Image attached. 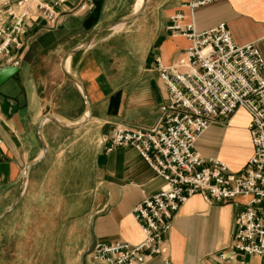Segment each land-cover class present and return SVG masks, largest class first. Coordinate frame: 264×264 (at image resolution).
<instances>
[{"label": "crops", "instance_id": "0c3cea01", "mask_svg": "<svg viewBox=\"0 0 264 264\" xmlns=\"http://www.w3.org/2000/svg\"><path fill=\"white\" fill-rule=\"evenodd\" d=\"M94 2L98 6L104 0ZM186 2L163 1L156 25L142 30L137 47L124 41L125 52L137 56L130 73L117 70L119 64L110 56L112 40L104 35L114 29L67 61V71L83 85L91 117L74 130H62L50 121L42 124L46 155L28 171L16 207L0 219L3 222L21 210L27 222H40L45 233L51 234L47 236L53 238L49 239L54 241L49 257L54 264H96L91 253L97 243L136 245L143 239L131 210L144 198L157 194L164 183L133 149L118 147L107 152V139L114 128L155 124L166 91L153 69L154 59L159 58L164 66L175 65L191 46L189 40L168 30L171 18L180 15L177 23L192 25L196 32L223 24L235 44H254L264 60V0H217L195 10ZM148 3L145 0L141 14L126 25L143 16ZM74 4L61 6L58 25L79 14L72 11ZM43 26L41 21L29 22L28 37ZM82 44L66 49L53 66L56 83L40 78L41 58L24 60L32 47L27 45L21 52L13 88L0 90V214L14 202L26 165L42 154L37 127L44 116L51 115L68 126L84 116L82 95L60 68L65 55ZM248 122V115L238 111L229 122L210 125L195 142L194 151L204 161H221L238 173L253 152ZM79 147L86 154L77 153ZM245 200L208 205L200 194L189 198L174 215L166 236L168 264H232L220 256H226L232 246L235 218ZM246 261L264 264L255 257ZM144 264L164 262L153 257Z\"/></svg>", "mask_w": 264, "mask_h": 264}, {"label": "built area", "instance_id": "2783aa9c", "mask_svg": "<svg viewBox=\"0 0 264 264\" xmlns=\"http://www.w3.org/2000/svg\"><path fill=\"white\" fill-rule=\"evenodd\" d=\"M217 0H187L190 10ZM75 2L72 11L87 12L93 0H6L0 4V69L19 67L28 45V23L56 24L59 9ZM180 15L171 18L168 30L191 42L185 58L164 66L155 58L153 69L166 97L152 127L114 128L107 152L133 149L160 178L164 186L131 210L142 241L99 242L91 253L96 264H144L161 257L168 264L166 236L177 211L194 194L208 204L246 199L236 215L232 246L226 256L232 264H249L255 257L264 262V60L254 44L237 45L223 24L204 32L181 26ZM244 111L253 148L238 173L218 160L204 161L195 151L197 139L215 123L229 122Z\"/></svg>", "mask_w": 264, "mask_h": 264}, {"label": "rangeland", "instance_id": "374dc122", "mask_svg": "<svg viewBox=\"0 0 264 264\" xmlns=\"http://www.w3.org/2000/svg\"><path fill=\"white\" fill-rule=\"evenodd\" d=\"M163 1L165 0H149L143 16L104 35L112 40L109 46L110 56L116 64H119L117 70L130 73L133 69L131 64L137 56L125 52L124 41L129 44L132 42V45L137 47L142 30L156 25L157 13L161 9L159 6H162ZM136 2L137 0H104L103 4L98 6L94 2L87 12L72 16L66 24L58 25L56 22L52 27L43 26L35 34L29 35L28 47L29 45L32 47L26 53L24 60L41 58L40 78L48 83H56L54 68L66 49L82 44L97 29L133 13ZM13 80L4 83L0 90L13 88ZM77 153L86 154V151L79 147ZM87 155H89L88 151ZM26 216L20 210L0 222V264H54V260L49 257L54 241L49 242L51 236H47L49 233H45V228L40 222H27ZM50 230L52 231L53 228Z\"/></svg>", "mask_w": 264, "mask_h": 264}, {"label": "water", "instance_id": "95a60500", "mask_svg": "<svg viewBox=\"0 0 264 264\" xmlns=\"http://www.w3.org/2000/svg\"><path fill=\"white\" fill-rule=\"evenodd\" d=\"M144 5H145V0H142L138 10H136L134 13H132L129 16L120 18L117 21H115L114 23H112V24H110L108 26H105L104 28H101V29L97 30L81 46L71 50L70 52H68L65 55V57L63 58V60H62V62L60 64V68H61V71L63 72V74L79 89V91H80V93L82 95L83 102H84V110H85L84 111V116H83L82 120L79 123H77L75 125H72V126H68V125H64V124L60 123L58 120H56L51 115L44 116V118L40 121V123H39V125L37 127V139H38V142H39V144L41 146L42 154H41V156L39 158H37L36 160L31 161L30 163H28L26 165V167H25V169L23 171V174L21 176V180H20L17 196H16L14 202L4 212H2L0 214V219L5 217L6 215H8L16 207V205L18 204L19 199L21 197L22 189L24 187L28 171L32 167L37 165L46 155L47 149H46V146L43 143V140H42V137H41L42 124L45 121H50V122H52L53 124H55L57 127H59L62 130H74V129L80 128L83 125H85L89 121V119L91 117V107H90L89 102L87 100L83 85H82V83L80 82V80L78 78H76L74 75L70 74L67 71V69H66L67 61L71 57L75 56L76 54H79L81 52L86 51L100 35L108 32V31H110V30H112L114 28H117L119 26H124L127 23H129L130 21H132L135 18H137L141 14V12L143 11ZM18 71H19V69L16 68V67H6V68L0 69V87L4 83H6L8 80L15 79Z\"/></svg>", "mask_w": 264, "mask_h": 264}, {"label": "bare ground", "instance_id": "6f19581e", "mask_svg": "<svg viewBox=\"0 0 264 264\" xmlns=\"http://www.w3.org/2000/svg\"><path fill=\"white\" fill-rule=\"evenodd\" d=\"M137 1H138V2H137V8L135 9V11L138 10V8H139V6H140V4H141V2H142V0H137ZM115 29H117V28H114V30H115Z\"/></svg>", "mask_w": 264, "mask_h": 264}]
</instances>
